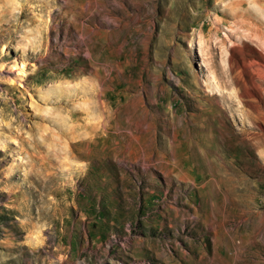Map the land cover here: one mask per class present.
Masks as SVG:
<instances>
[{"label": "rangeland", "instance_id": "rangeland-1", "mask_svg": "<svg viewBox=\"0 0 264 264\" xmlns=\"http://www.w3.org/2000/svg\"><path fill=\"white\" fill-rule=\"evenodd\" d=\"M0 264H264V0H0Z\"/></svg>", "mask_w": 264, "mask_h": 264}, {"label": "bare ground", "instance_id": "bare-ground-1", "mask_svg": "<svg viewBox=\"0 0 264 264\" xmlns=\"http://www.w3.org/2000/svg\"><path fill=\"white\" fill-rule=\"evenodd\" d=\"M15 66H17V64H15ZM19 68H18V72H17V75H23V74H25V69L23 68V64H22V62L19 64V66H18Z\"/></svg>", "mask_w": 264, "mask_h": 264}]
</instances>
